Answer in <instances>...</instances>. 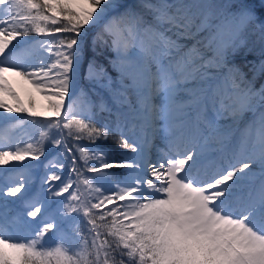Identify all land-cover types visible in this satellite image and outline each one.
Instances as JSON below:
<instances>
[{
  "label": "snow or ice",
  "instance_id": "6c2138e0",
  "mask_svg": "<svg viewBox=\"0 0 264 264\" xmlns=\"http://www.w3.org/2000/svg\"><path fill=\"white\" fill-rule=\"evenodd\" d=\"M89 28L108 100L75 91ZM253 36L264 57V0H0V264H264V58L234 61ZM116 134L118 162L81 146ZM48 143L63 160L26 199Z\"/></svg>",
  "mask_w": 264,
  "mask_h": 264
},
{
  "label": "rangeland",
  "instance_id": "374dc122",
  "mask_svg": "<svg viewBox=\"0 0 264 264\" xmlns=\"http://www.w3.org/2000/svg\"><path fill=\"white\" fill-rule=\"evenodd\" d=\"M91 30H92V28H89L88 33ZM92 34H90V36ZM31 38L39 39V37H36L35 34H33ZM252 41L253 42L250 43V45H257L261 50V45H260L258 38L253 36ZM89 44H90V42H89ZM88 48H90V46H88ZM244 49H246V48H244ZM108 50H109L110 54L108 55V53H106L105 55H102L100 57L101 59H99V61H100L99 65L103 66L107 70L108 76L115 79V78H118V69L114 66L115 53L112 50H110L109 48H108ZM239 53L240 52H238L237 55L235 56L234 61L240 67H241V65H240L241 63L242 64L246 63V61L245 62L239 61L240 57H241V59L248 58L247 61H255V62H259L260 59L264 58V57L260 56L259 59H252L251 58V60H249L248 54H242V55L240 54L239 55ZM110 61H111V63H110ZM96 65L99 66L97 63H96ZM250 68H251V65L249 67H246V68L241 67V69L245 73H247L249 78L252 77V72L250 71ZM83 69H84V72L81 71L82 65L80 63L78 71H77V76H76V84H77V87L75 89L76 94L79 96L82 92L86 93L87 96L90 97L91 100H93V101H99L101 98L108 100L109 95H110L108 90L106 88L101 87V83H98L96 81H93L91 79L86 78L88 75V62L85 65V67H83ZM16 79H18V78H16ZM261 82H264V76L257 78V80H256L257 86H259V84ZM17 90L20 92L21 97L25 101H27L28 91L30 90L29 86L28 85L21 86L20 84H18ZM32 95L35 97L36 104L38 107H40L41 105H43L45 103L44 98L41 94L33 92ZM105 115H107V116H105ZM114 119H115V116L113 115L110 117L107 112H105V113H99L98 112L96 117H95V120L99 123H103L105 120H114ZM222 123H223V121H222ZM29 131L32 135H38V132L34 128L29 129ZM18 135H23V131L19 132ZM107 143H108L107 140H100V141H97L95 145H89L88 141L85 140L81 143V146L96 147V148L101 149L102 151L107 153L109 162H112L113 160H115V161L119 160V159L121 160L123 155L128 153V150L123 149L119 144H117L114 147L115 152L113 153L112 152L113 147L110 148L111 146H108ZM68 144L70 147H73L74 142L72 140H69ZM163 146H164L163 143L161 142V140L158 137L153 139L152 144L149 146V155L151 156V158L153 160H155L157 158L158 150L160 148H162ZM63 151L64 150L62 148L57 149L54 146H52L50 143H48L46 146L45 155L40 158L39 162L29 161V163H31L33 165V168H34V170L32 172V176H34L35 174H38V180H37L36 184L31 189L29 188V192L26 195V199H32L33 197H36V196H40L42 198V195L46 191V188H47V186L45 185L44 188L42 189V184H43L42 178L46 175V169L43 167V165L48 163L49 161H53L56 159L63 160ZM74 152H75V149H74ZM116 153H118V154H116ZM75 154L77 156L79 155L78 152H76ZM219 155L220 154H217V156H216L217 159L219 158ZM227 155H230V153H228ZM116 156H118L119 159H117ZM65 163L67 165L66 169L64 170L63 173H61L62 176H64V177H66L67 172L70 168V164H68L67 161H65ZM108 173L114 177H118L122 174V170L121 169H110V170H108ZM32 176H31V180L29 181L28 187H30L32 182L34 181V179H32ZM67 195L68 194L66 193L65 196H67ZM9 199L15 200L16 198L15 197H9ZM57 199H62V198H57ZM22 204H23V202H20V206H22Z\"/></svg>",
  "mask_w": 264,
  "mask_h": 264
},
{
  "label": "trees",
  "instance_id": "16d2710c",
  "mask_svg": "<svg viewBox=\"0 0 264 264\" xmlns=\"http://www.w3.org/2000/svg\"><path fill=\"white\" fill-rule=\"evenodd\" d=\"M95 30L94 29H92L90 32H89V42H90V38H91V36H90V34H92L93 32H94ZM88 46H90V48H88ZM106 53H108V55L110 54L109 53V50H108V48L107 47H104V46H99V47H97L96 48V50H95V52H93L92 50H91V45L88 43V45H87V50H86V55H85V57L82 59V62H81V65H82V72H84V69H83V67H85V65L87 64V62L89 61V60H94V62L95 63H97L98 65L100 64V61H99V59H101L100 57L102 56V55H105ZM242 55V54H248L249 55V60H251V58L252 59H259V57L261 56V50H260V48L257 46V45H250L248 48H246V49H241V51H240V53H239V55ZM248 58H246V59H241V57L239 58V61H243V62H245L246 60H247ZM241 65V67H249L250 65L249 64H247V63H244V64H240ZM100 66V65H99ZM246 70V69H245ZM105 116H107V115H105ZM120 139V136L118 135V134H116V135H114L112 138H110V139H108L107 141H108V146H111L110 148H112L113 147V153L115 152V150H114V147L118 144L117 143V141ZM116 154H118V153H116ZM117 157V159H119L118 158V156H116ZM120 160V159H119ZM119 160H116V161H119Z\"/></svg>",
  "mask_w": 264,
  "mask_h": 264
},
{
  "label": "bare ground",
  "instance_id": "6f19581e",
  "mask_svg": "<svg viewBox=\"0 0 264 264\" xmlns=\"http://www.w3.org/2000/svg\"><path fill=\"white\" fill-rule=\"evenodd\" d=\"M32 179H34V181L32 182L31 186L29 187L30 189L36 184V182L38 180V174H35L34 176H32Z\"/></svg>",
  "mask_w": 264,
  "mask_h": 264
}]
</instances>
